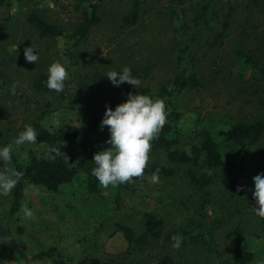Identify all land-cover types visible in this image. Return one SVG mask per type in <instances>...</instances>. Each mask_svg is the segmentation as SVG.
Segmentation results:
<instances>
[{
  "label": "rangeland",
  "instance_id": "obj_1",
  "mask_svg": "<svg viewBox=\"0 0 264 264\" xmlns=\"http://www.w3.org/2000/svg\"><path fill=\"white\" fill-rule=\"evenodd\" d=\"M90 1L94 0H25L19 10L15 0L9 14L0 9V71L8 79L7 91L0 99V128L12 143L7 159L0 157V220L11 225L14 238L30 257L56 247L73 263L88 256L107 264H121L127 259V263L159 264L163 257L170 256L176 264H264V234L258 221L250 215H236V200L229 201L221 177L213 172L208 173L214 178L210 190L214 204L206 207V223L224 217L227 222L215 228L205 243L190 241L189 233L196 234L191 220L199 219L194 213L197 196L180 176L159 178L156 183L149 179L138 182L135 187L139 194L125 200L121 207L115 204L116 185L102 186L100 195L93 196L87 192L82 176L58 194L27 186L21 210L10 216L16 182L12 155L20 158L28 150L38 149L30 142L17 143L26 127L35 122L51 130L67 124L78 126L90 110L116 102L119 94L106 73L119 68L128 67L133 76L137 73L140 87L157 90L170 85L178 69L176 41L183 21L188 25V45L196 58L194 72L204 85L202 89L185 90L172 100L173 107L184 115L181 130L186 142L193 130L221 129L233 121L249 122L264 116V82L256 80L239 59L242 53L264 58V0H182L181 6L174 5L177 18L169 12L172 0H147L141 23L133 29L124 27L123 22L130 0H106L104 22L75 49L80 65L69 75L65 40L41 38L25 24L26 13L31 7L41 8L47 19L72 28ZM208 5L216 17L200 13ZM231 8V27L222 38L220 21ZM244 26L248 32L242 29ZM32 45L39 56L37 63L25 60L24 49ZM55 61L68 73L63 91L36 92L33 80L48 72ZM144 69H149L148 78ZM84 76L97 80L90 82V91L85 88ZM48 104L54 111H47ZM108 139L100 142L99 137H92L72 148L87 153L95 146L102 151L110 147ZM261 148L264 150V140ZM154 163L169 164L163 152L151 153L149 166ZM233 172L240 187L254 186L253 178L264 173L259 150L252 149L245 161L235 159ZM232 213L235 216H230ZM157 218L164 222V236L128 253L123 234L115 233L117 225H128L141 236L146 223ZM174 230L187 231L190 244L173 248L166 236ZM245 251L256 254L255 258L242 262ZM3 264L19 263L12 254Z\"/></svg>",
  "mask_w": 264,
  "mask_h": 264
},
{
  "label": "trees",
  "instance_id": "obj_2",
  "mask_svg": "<svg viewBox=\"0 0 264 264\" xmlns=\"http://www.w3.org/2000/svg\"><path fill=\"white\" fill-rule=\"evenodd\" d=\"M15 0H0V9L4 8L6 13H10L14 7ZM36 1V0H32ZM147 0H130V6L123 16L124 27L133 29L140 25L144 15V4ZM19 10L25 4V0H17ZM182 0H172V6L169 8L171 16L178 17L174 5L181 6ZM106 0L90 1L82 11V17L72 28L52 22L47 19L43 9L31 7L26 13V25L32 28L43 39L65 40L67 58L69 60V75H73L76 68L80 65L75 56V49L80 44L89 40L93 31L104 22V5ZM211 8L203 7L200 13L216 17V13H210ZM226 15L222 24V38L224 33L228 34L231 27L232 14ZM10 20V18H8ZM248 32V28H242ZM221 34H219L220 36ZM178 47V69L173 82L170 85L161 86L157 90L148 87L138 86L137 89L125 82L120 87H116L119 99L106 106L115 107L126 102L128 94L147 97L154 103L163 102L168 111L167 122L160 131L158 137L152 144V152H163L166 154L168 165L154 163L148 166L144 178L134 181L129 185H116L115 204L121 207L125 200L133 198L139 194L135 185L145 179H148L152 173L157 172L159 178L173 179L178 176L186 179L195 189L196 201L194 203V213L199 216L197 220H191L196 234L187 231L179 233L174 230L166 236V239L173 244V236L182 238L181 247L190 244L187 243L186 236H190V241L207 242V238L215 228L222 226L227 222L226 217L216 219L210 225L206 212L207 205L214 204L211 188L214 184V178L210 172L218 174L221 177L223 186L228 192V199L232 202L236 200L235 211L238 217L250 215L258 221L262 233L264 234V218L256 215V201L253 196L254 186L247 184L240 187L233 172V161L240 159L245 161L247 155L252 149L257 148L264 159V150L261 143L264 140V116L254 118L252 121H233L225 128L202 127L200 130H193L192 137L186 142L181 130V122L184 115L173 107L172 100L188 89H202L204 87L201 80L194 72L196 58L188 45V25L181 22V29L177 39ZM243 67L249 69L256 80L264 82V58L253 56L251 54L239 56ZM12 61H15L14 58ZM123 68L116 69L119 72ZM148 78L149 69L143 71ZM135 78L139 75L134 72ZM84 84L87 91H90V82L96 83L95 77L91 81L90 77L84 76ZM48 72L39 74L34 80L32 87L38 93L56 92L47 87ZM67 81V80H66ZM65 81V83H66ZM8 88L7 75L0 71V99L4 97ZM106 106L89 111L85 120L78 125H61L56 129H49L42 122H35L31 126L37 138L35 142H30L38 149H30L27 153L16 158L13 156V167L15 173V187L13 191V205L10 210V216L13 217L22 208L26 199L27 186H37L46 189L48 192L58 194L63 187L71 185L78 177L84 178L87 192L90 195L98 196L101 193L102 185L97 178L92 175V169L95 167L92 160L94 155L99 152L96 147H91L87 153L76 152L72 146L79 141H87L92 137L109 138L107 128L100 129L101 121L106 111ZM54 107L47 105V111H54ZM46 113L43 114V117ZM105 141H102V144ZM11 141L4 131L0 128V147H5L8 152L11 151ZM209 172V173H208ZM230 216H235L231 214ZM164 222L157 218L148 221L145 225L144 234L138 236L136 231L128 225L118 224L115 233H122L128 243V253H134L148 245L150 240H158L164 236ZM11 225L0 220V264L5 263L9 257L14 254L19 264H107L99 258L85 256L78 263H73L68 259L64 252L56 247L42 251L30 257L22 251L17 240L13 236ZM127 254V253H126ZM254 253L245 251L241 255L242 262H250L255 258ZM128 261V259L126 260ZM121 264H136L127 263ZM159 264H176L170 256H165Z\"/></svg>",
  "mask_w": 264,
  "mask_h": 264
},
{
  "label": "clouds",
  "instance_id": "obj_3",
  "mask_svg": "<svg viewBox=\"0 0 264 264\" xmlns=\"http://www.w3.org/2000/svg\"><path fill=\"white\" fill-rule=\"evenodd\" d=\"M34 46L24 49L25 60L28 63H37L39 56ZM36 50V49H35ZM113 86L120 87L127 82L136 89L140 84L131 69L124 67L121 71L106 73ZM68 73L66 68L59 62H53L48 68L47 87L50 90L61 92L64 89ZM15 91V85L13 86ZM168 111L163 102L154 103L147 97L128 94L127 100L115 107L106 106L104 117L100 124L103 131L107 128L110 147L97 152L93 161L95 167L92 169L98 182L105 188L110 185H129L139 181L145 176L150 164L152 144L158 137L160 131L167 122ZM37 134L28 126L17 138V143L35 142ZM0 157L7 159L8 150L0 149ZM149 181L156 183L159 180L157 172L148 177ZM253 196L256 201V215L264 218V173L253 178ZM173 248H179L182 238L173 236Z\"/></svg>",
  "mask_w": 264,
  "mask_h": 264
}]
</instances>
